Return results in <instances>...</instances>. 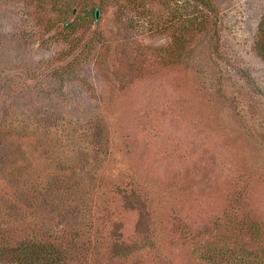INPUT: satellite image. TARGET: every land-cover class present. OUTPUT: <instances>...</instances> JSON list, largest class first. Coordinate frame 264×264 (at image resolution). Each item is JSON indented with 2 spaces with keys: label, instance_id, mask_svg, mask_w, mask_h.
Listing matches in <instances>:
<instances>
[{
  "label": "rangeland",
  "instance_id": "rangeland-1",
  "mask_svg": "<svg viewBox=\"0 0 264 264\" xmlns=\"http://www.w3.org/2000/svg\"><path fill=\"white\" fill-rule=\"evenodd\" d=\"M209 1L0 0V248L74 227L65 264H255L264 0Z\"/></svg>",
  "mask_w": 264,
  "mask_h": 264
},
{
  "label": "trees",
  "instance_id": "trees-1",
  "mask_svg": "<svg viewBox=\"0 0 264 264\" xmlns=\"http://www.w3.org/2000/svg\"><path fill=\"white\" fill-rule=\"evenodd\" d=\"M191 1L203 3L206 7H212L209 0ZM96 11H98L97 8L89 11L93 20H98L95 16ZM262 21L263 22H260L258 26L259 40L257 42V52L262 58H264V20ZM137 201V204L133 203L129 205L125 198L127 207L131 206L135 208L142 206L140 198H138ZM65 226L67 228V224H65ZM73 228L74 227H71V230L67 232L68 234H64L61 230H57L54 234H51L50 232L46 235L45 232L40 231L36 233L32 239L22 238L12 242L6 241L0 248L2 262L3 264H65L67 261L69 262L75 257L84 255L86 251L83 250V246L80 243L82 234L79 229ZM68 229H70L69 226ZM258 231L259 228L256 226L254 237L251 239L257 240L259 238ZM38 234L39 236H37ZM56 236H60L62 240L55 242L54 239H56ZM65 236L70 238L67 249H64L61 246V242L65 239ZM253 244L254 248H251L252 250L249 253V255H251L250 260L252 262L254 261L255 264H264V248L258 251L256 250V247L259 245H257L255 241ZM125 248L128 249V252ZM135 249L137 250V247L130 248V246L127 247L126 244L115 240L110 246L109 255L111 258L124 259L127 257V254L134 252ZM213 255L214 259L217 260L219 256H225V252H216ZM212 258L213 257H211V259Z\"/></svg>",
  "mask_w": 264,
  "mask_h": 264
},
{
  "label": "water",
  "instance_id": "water-1",
  "mask_svg": "<svg viewBox=\"0 0 264 264\" xmlns=\"http://www.w3.org/2000/svg\"><path fill=\"white\" fill-rule=\"evenodd\" d=\"M95 16H96V18L99 17V12L98 11L95 12Z\"/></svg>",
  "mask_w": 264,
  "mask_h": 264
}]
</instances>
